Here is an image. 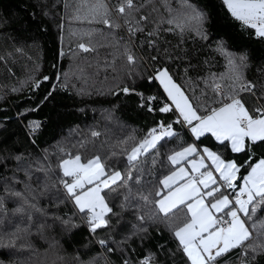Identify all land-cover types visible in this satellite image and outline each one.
<instances>
[{
    "label": "trees",
    "instance_id": "16d2710c",
    "mask_svg": "<svg viewBox=\"0 0 264 264\" xmlns=\"http://www.w3.org/2000/svg\"><path fill=\"white\" fill-rule=\"evenodd\" d=\"M118 2L108 0L113 22L121 24L110 30L73 19L80 0H0V242L5 245L0 246V264H141L148 256L154 257L152 264H190L168 222L150 220L153 205L143 204L135 193H151L149 199H156L158 181L171 169L167 156L184 145L208 147L237 163L246 159L243 153L225 150L210 135L195 140L185 125L175 123L178 114L159 112L166 94L151 77L166 67L194 105L211 104L217 96L209 87L210 78L229 75L223 49L237 62L246 57L244 78L256 85L255 97H261L264 38L235 20L223 0H189L206 16L207 40L195 32L181 36L178 30L169 31L174 26L161 22L170 18L162 0H136L146 5L137 15H148L149 22L144 32L129 37L124 18L115 12ZM169 2L178 14L181 0ZM157 25L158 34L149 36ZM93 29L96 51L84 53L77 46L88 41H81L80 33ZM150 40L155 47L149 46ZM125 47L137 57L135 65L128 64ZM124 87L133 91L125 94ZM136 93L157 99L149 105ZM241 97L254 108L251 95ZM33 121L40 125L35 133ZM161 122L171 123L177 136L161 141L164 147L155 165L152 153L144 158L143 180L133 186L128 208L120 207L124 189L107 197L117 215L110 216L109 228L93 234L60 183L61 160L69 152L84 159L99 155L106 167L123 172V149ZM92 131L100 136L92 137ZM255 151L256 159L264 157V150ZM246 172L247 167L242 168L241 173ZM143 228L147 231H140ZM239 253L233 250L218 264H239ZM249 260L264 264V254L255 260L249 254Z\"/></svg>",
    "mask_w": 264,
    "mask_h": 264
},
{
    "label": "snow or ice",
    "instance_id": "6c2138e0",
    "mask_svg": "<svg viewBox=\"0 0 264 264\" xmlns=\"http://www.w3.org/2000/svg\"><path fill=\"white\" fill-rule=\"evenodd\" d=\"M148 3H153V0H148ZM162 3L170 18L161 22L174 26L169 31L178 30L181 36L186 31L195 32L201 39H208L204 28L206 16L189 0H181L178 14L169 0H162ZM223 4L243 27L253 29L257 37L264 38V0H223ZM145 6L136 3V0H119L115 6V12L124 18L123 26L129 37L144 32L149 16L137 14ZM112 16L113 9L108 0H80L73 19L102 24L110 30L119 29L121 24L114 23ZM95 34V29L80 33L81 41L87 38L88 42L79 43L78 49L84 53L95 52L92 43ZM157 34L158 25L148 32L149 36ZM149 46L155 47V42L150 40ZM221 51L228 61L229 75L210 78L209 87L217 96L211 104L194 105L166 67L157 69L151 77L159 82L166 94L167 102L159 107V112L178 114L175 123L186 125L195 140L210 135L225 150L246 156L243 163H237L208 147L201 149L195 143L184 145L167 156L171 169L158 181L156 199H149L151 193H135L143 204L153 205L150 220L168 222L190 264H218L221 258L228 257L236 249H240L239 264H250L249 254L251 260L264 254V157L256 159L255 151L257 148L264 150V106L249 109L241 99L246 92L255 96L256 88L244 78L246 57L240 56L237 62L234 55L223 49ZM123 54L129 65L137 63V57L130 48L125 47ZM225 80L228 82L224 83ZM39 86L37 82L35 87ZM121 91L130 94L133 90L124 87ZM136 94L141 101L147 100L149 105L157 99ZM257 99H264V94ZM141 106H144L143 103ZM148 111L153 109L149 106ZM39 127L38 122H31L33 133ZM91 135L99 137L100 133L92 131ZM176 136L171 123H159L145 138L136 141L131 148L123 149L127 160L123 172L106 167L99 155L84 159L79 153H66L67 158L59 164L64 177L60 183L79 212L84 214L93 234L98 229L109 228L110 216L117 215L109 206L107 197L124 189L120 207L128 208L134 195L133 186L140 185L143 180L144 158L152 153L155 165L160 148L164 147L161 141ZM123 143L127 144V140ZM80 147H85V144L81 143ZM254 159L255 163L252 162ZM245 167L247 172L242 174L241 170ZM138 219L143 222L145 217L140 215ZM99 243L104 246L106 241L100 240ZM11 244L10 241L7 246ZM0 246L5 245L0 242ZM153 259V256H148L141 264H152ZM125 264L129 262L125 261ZM224 264H229V261L225 260Z\"/></svg>",
    "mask_w": 264,
    "mask_h": 264
},
{
    "label": "built area",
    "instance_id": "2783aa9c",
    "mask_svg": "<svg viewBox=\"0 0 264 264\" xmlns=\"http://www.w3.org/2000/svg\"><path fill=\"white\" fill-rule=\"evenodd\" d=\"M243 94H245V95H251V97L254 99L253 101H254V108L255 107H261V106H264V99L263 100H260V99H257L255 96H253L252 94H250V93H243ZM242 94V95H243ZM187 129H188V127H186Z\"/></svg>",
    "mask_w": 264,
    "mask_h": 264
},
{
    "label": "crops",
    "instance_id": "0c3cea01",
    "mask_svg": "<svg viewBox=\"0 0 264 264\" xmlns=\"http://www.w3.org/2000/svg\"><path fill=\"white\" fill-rule=\"evenodd\" d=\"M157 82H158V81H157ZM158 83H159V82H158ZM161 88H162V87H161ZM241 99L243 100V98H242V97H241ZM185 126H186V125H185ZM186 127H187V126H186ZM193 138H194V137H193ZM194 139H195V138H194ZM213 139H214V137H213ZM214 140H215V139H214ZM215 141H216V140H215ZM216 142H217V141H216ZM202 148H203V147H202ZM202 148H201V149H202ZM230 198H231V197H230Z\"/></svg>",
    "mask_w": 264,
    "mask_h": 264
},
{
    "label": "water",
    "instance_id": "95a60500",
    "mask_svg": "<svg viewBox=\"0 0 264 264\" xmlns=\"http://www.w3.org/2000/svg\"><path fill=\"white\" fill-rule=\"evenodd\" d=\"M44 80H45V79H43V80L39 81V84H41V83H42Z\"/></svg>",
    "mask_w": 264,
    "mask_h": 264
},
{
    "label": "rangeland",
    "instance_id": "374dc122",
    "mask_svg": "<svg viewBox=\"0 0 264 264\" xmlns=\"http://www.w3.org/2000/svg\"><path fill=\"white\" fill-rule=\"evenodd\" d=\"M190 134H191V132H190ZM192 135V134H191ZM215 139V138H214Z\"/></svg>",
    "mask_w": 264,
    "mask_h": 264
}]
</instances>
